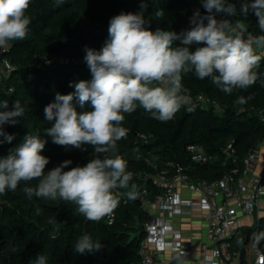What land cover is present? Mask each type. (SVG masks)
Instances as JSON below:
<instances>
[{
	"label": "trees",
	"instance_id": "1",
	"mask_svg": "<svg viewBox=\"0 0 264 264\" xmlns=\"http://www.w3.org/2000/svg\"><path fill=\"white\" fill-rule=\"evenodd\" d=\"M147 3L145 19L152 31L179 33L190 27V18L197 9L201 15H207L201 0H147ZM140 4L141 0H64L61 5H56L55 0H31L27 15L32 22L27 37L13 42L10 50L0 51V62L8 59L14 65L13 71L0 80V100L8 101L6 110H11L16 100L24 108V115L15 125H4V131L15 134V139L0 145V156L20 144L25 134L39 130L41 138L47 141L41 154L50 158L45 171L65 160L72 161L65 170L87 164L93 153L90 146H86V151L65 148L43 134L51 126L45 119L44 108L54 102L57 92H73L70 82L92 79L84 62L85 46L99 50L108 38L111 18L136 13ZM239 7L237 3L238 11ZM157 11L162 14L157 16ZM215 15L217 19L233 20L234 24L244 21L247 30L264 35L254 14L247 18L239 14ZM260 54L264 56V52ZM257 73L254 85L234 89L231 94L222 92L209 78L200 80L194 73L184 75L182 87L193 96L202 94L205 99L196 104L183 102L174 118L166 122L154 119L152 113L141 107L131 114L125 113L122 126L128 134L117 142V154L127 161V171L133 173L130 183H135L138 189L145 187L157 192L155 181L145 175L167 167L169 161L181 162L192 177L208 182L235 170L240 176L248 151L264 143V123L259 118V109L264 108V59ZM240 97L245 103H237ZM76 107L78 112L92 110L90 103ZM192 143L202 145L214 156L213 160H191L188 146ZM229 144L234 151L226 158L223 151ZM38 182L21 181L15 191L0 194V264H34L40 254L47 256L49 264L139 263L140 242L145 235L130 240L137 218L143 223L146 219V211L138 199L129 200L126 190H117L120 203L112 216L93 222L79 214L72 202L35 196L29 199L23 188L34 187ZM253 228H241L237 240L243 249ZM85 234L93 241L100 240L102 249L84 255L75 253L77 240Z\"/></svg>",
	"mask_w": 264,
	"mask_h": 264
},
{
	"label": "clouds",
	"instance_id": "2",
	"mask_svg": "<svg viewBox=\"0 0 264 264\" xmlns=\"http://www.w3.org/2000/svg\"><path fill=\"white\" fill-rule=\"evenodd\" d=\"M64 0H55L56 5ZM239 3V11L237 9ZM31 0H0V51H8L10 42L23 41L30 31L32 18L27 15ZM207 15L197 9L190 18V27L181 32L150 30L145 19L147 0H141L136 13H121L111 18L108 38L96 50L85 46L84 62L92 79L70 82L74 88L68 94L55 95L44 108L50 127L43 134L65 148L93 149L86 165L65 170L72 163L65 160L45 171L50 158L42 155L47 141L39 130L28 132L23 141L0 156V194L15 191L21 181L38 180L23 192L55 201L72 202L86 220L98 222L111 217L119 206L117 190H126L129 200L137 199L138 187L130 183L133 173L128 163L117 154V142L126 138L122 126L125 113L137 107L152 113L154 119L166 122L180 110L182 79L188 73L204 80L209 78L226 94L234 89H246L258 79L257 69L264 52V35L252 36L243 23L217 19L215 13L247 18L254 14L264 32V0H201ZM162 12L157 11L156 15ZM179 42L177 45L176 42ZM195 50H191L192 46ZM91 105V111L78 112ZM237 103H245L240 97ZM8 109V101L0 100V145L11 143L15 134L4 131V125H15L24 115L19 100ZM138 151V150H134ZM264 234L257 237V240ZM100 240L85 234L77 240L74 252L84 255L102 249ZM34 264H49L40 254Z\"/></svg>",
	"mask_w": 264,
	"mask_h": 264
},
{
	"label": "built area",
	"instance_id": "3",
	"mask_svg": "<svg viewBox=\"0 0 264 264\" xmlns=\"http://www.w3.org/2000/svg\"><path fill=\"white\" fill-rule=\"evenodd\" d=\"M237 23H243L246 27L244 21ZM247 31L249 35L259 36ZM13 68L10 60H2L0 80L7 77ZM181 95L188 104H196L205 99L202 94L191 95L183 87ZM259 118L264 123V108L259 109ZM262 150L264 152V145L262 149L253 148L248 151L240 176L236 175L238 170H235L211 182L192 177L178 161H169L167 167L146 173L145 177L152 178L159 190L154 192L145 187L138 189L137 199L146 211L145 236L140 242L138 264H158L160 254L166 247L183 249L184 234L174 232L170 220L176 214L190 215L195 207L205 211L207 222L208 240L202 244L205 253L201 264H264V237L257 240L258 236L264 234V225L258 224L253 228L244 249L235 243L244 225L242 217L258 211L264 197V168L259 173L253 171V165L260 160ZM188 151L191 160L196 162H209L214 158L197 143L190 144ZM233 151L229 144L223 153L229 158ZM146 160L151 162L149 158ZM179 185L185 186L196 196L185 197ZM156 206L165 213L164 216L157 217L152 213ZM170 234L172 238L168 239Z\"/></svg>",
	"mask_w": 264,
	"mask_h": 264
},
{
	"label": "crops",
	"instance_id": "4",
	"mask_svg": "<svg viewBox=\"0 0 264 264\" xmlns=\"http://www.w3.org/2000/svg\"><path fill=\"white\" fill-rule=\"evenodd\" d=\"M263 145L264 144H261L259 148L262 149ZM261 152L260 160L253 165L254 173H259L264 168V152L263 150ZM179 188L185 197L196 196L185 186L179 185ZM152 213L157 217L165 215L157 206L153 207ZM245 216L249 217L248 222L243 221V217ZM243 217V226L255 227L258 224H262L264 220V197L261 199V205L258 211H255L253 214L244 215ZM256 218L258 219V223H255ZM170 222L174 232H182L184 234V236H182L184 248L181 250H174L170 246L166 247L160 254L161 260L158 264H201L205 253L202 244L208 240L205 211L195 207L192 209L190 215L176 214ZM169 238H172V234L168 236V239ZM235 243L241 245L240 241L237 239ZM221 264L224 263L221 262Z\"/></svg>",
	"mask_w": 264,
	"mask_h": 264
},
{
	"label": "water",
	"instance_id": "5",
	"mask_svg": "<svg viewBox=\"0 0 264 264\" xmlns=\"http://www.w3.org/2000/svg\"><path fill=\"white\" fill-rule=\"evenodd\" d=\"M11 46L8 50H10L13 47V42H10ZM135 231L131 234L130 240L134 238H142L143 233L145 232V225L143 222H141L138 218L136 220V223L134 224Z\"/></svg>",
	"mask_w": 264,
	"mask_h": 264
},
{
	"label": "rangeland",
	"instance_id": "6",
	"mask_svg": "<svg viewBox=\"0 0 264 264\" xmlns=\"http://www.w3.org/2000/svg\"><path fill=\"white\" fill-rule=\"evenodd\" d=\"M248 216H250V215H248ZM248 216L243 217V221L248 222L249 221V217ZM255 223H258V219L257 218L255 220ZM262 225H264V220L262 221Z\"/></svg>",
	"mask_w": 264,
	"mask_h": 264
}]
</instances>
